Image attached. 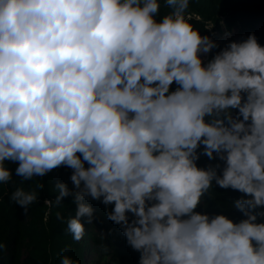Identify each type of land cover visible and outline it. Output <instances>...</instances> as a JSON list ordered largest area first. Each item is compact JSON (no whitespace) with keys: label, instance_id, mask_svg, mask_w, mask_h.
Listing matches in <instances>:
<instances>
[{"label":"clouds","instance_id":"obj_1","mask_svg":"<svg viewBox=\"0 0 264 264\" xmlns=\"http://www.w3.org/2000/svg\"><path fill=\"white\" fill-rule=\"evenodd\" d=\"M163 5L0 0V183L6 161L25 181L71 169L67 231L81 240L100 202L139 264H264V45L251 33L205 62L220 45L190 0ZM213 183L244 218L196 210ZM10 198L27 211L37 193Z\"/></svg>","mask_w":264,"mask_h":264},{"label":"trees","instance_id":"obj_2","mask_svg":"<svg viewBox=\"0 0 264 264\" xmlns=\"http://www.w3.org/2000/svg\"><path fill=\"white\" fill-rule=\"evenodd\" d=\"M168 11L161 0V11L157 19ZM187 14L191 16L188 22L195 29L220 45L209 53L207 60L232 41L216 35L224 37L226 35L222 33L225 32L229 36L234 27L239 29L240 40L255 33L260 44L264 45V0H190ZM176 87L173 83L171 90ZM197 163L200 167H208L219 161L201 155ZM5 166L12 170L13 175L8 183H0V244L4 245L0 249V264H60L62 255L86 264V249L90 241L107 249L105 252L116 255L123 264H139L140 254L127 245L122 229L107 219L106 206L100 202L90 201L95 218L91 224L86 222V218L82 220L85 232L81 240H74L67 231V220L75 217L76 205L70 197L65 198L59 206L56 205L58 192L55 184L66 182L72 187L69 179L71 169L60 167L43 177L37 176L25 181L15 175L16 164L6 161ZM38 184H43L44 188L38 189ZM17 188L37 193V200L27 211L10 198ZM241 195L213 183L196 210L207 214H225L238 222L244 217L232 208V204ZM45 200L51 203L47 205ZM57 213L64 217L63 221L57 219Z\"/></svg>","mask_w":264,"mask_h":264},{"label":"rangeland","instance_id":"obj_3","mask_svg":"<svg viewBox=\"0 0 264 264\" xmlns=\"http://www.w3.org/2000/svg\"><path fill=\"white\" fill-rule=\"evenodd\" d=\"M226 36H219L217 34V37L224 38V39H231V40H240L239 38V29L237 27H234L232 30L231 35H227L225 32L222 33V35ZM209 54L204 56L205 61L207 60ZM24 257H26V253H24ZM86 259L87 263L86 264H123L120 262L118 257L116 255H113L112 253H107L105 252V248L97 245L95 242L89 243L86 249ZM125 264H130V263H125Z\"/></svg>","mask_w":264,"mask_h":264},{"label":"built area","instance_id":"obj_4","mask_svg":"<svg viewBox=\"0 0 264 264\" xmlns=\"http://www.w3.org/2000/svg\"><path fill=\"white\" fill-rule=\"evenodd\" d=\"M230 37V36H229ZM47 205H49V204H47Z\"/></svg>","mask_w":264,"mask_h":264}]
</instances>
